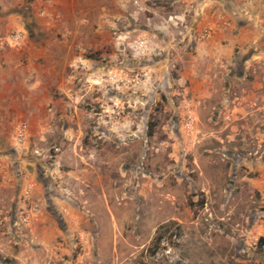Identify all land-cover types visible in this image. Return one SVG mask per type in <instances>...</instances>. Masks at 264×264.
Instances as JSON below:
<instances>
[{
    "label": "rangeland",
    "instance_id": "rangeland-1",
    "mask_svg": "<svg viewBox=\"0 0 264 264\" xmlns=\"http://www.w3.org/2000/svg\"><path fill=\"white\" fill-rule=\"evenodd\" d=\"M50 1L0 0V53L64 42L29 47L45 64L0 135V264H264L259 120L199 101L210 63L183 4Z\"/></svg>",
    "mask_w": 264,
    "mask_h": 264
},
{
    "label": "crops",
    "instance_id": "crops-1",
    "mask_svg": "<svg viewBox=\"0 0 264 264\" xmlns=\"http://www.w3.org/2000/svg\"><path fill=\"white\" fill-rule=\"evenodd\" d=\"M38 1L33 0L31 6ZM52 3L53 0L48 6ZM178 3L183 4L185 11L174 16L183 20L188 17L192 25L187 34L196 40L199 60L210 63L211 71L208 75L204 73L200 83L201 87H207L208 79L210 93L203 91L199 101L202 96H212V101L218 103L214 108L217 118L259 120L258 145L262 142L264 145V0H178ZM8 15L0 14V20H6V30L12 21L4 18ZM51 16L46 14L42 19L51 20ZM204 31L207 36H202ZM49 33L44 32L37 38L38 43L21 34L19 41L12 38L18 47L3 48L0 53V135L8 133L12 120L25 109L28 98L23 90L24 74L33 80L31 86L36 85L37 72L45 64L35 62L37 55L31 52L34 46L41 53L47 52L50 46L52 50L64 46V42L53 43V35ZM58 59L53 53L54 87L61 86L57 75L64 71L63 62L57 72ZM257 171L259 189L264 192V148ZM259 234L264 235V229Z\"/></svg>",
    "mask_w": 264,
    "mask_h": 264
},
{
    "label": "trees",
    "instance_id": "trees-1",
    "mask_svg": "<svg viewBox=\"0 0 264 264\" xmlns=\"http://www.w3.org/2000/svg\"><path fill=\"white\" fill-rule=\"evenodd\" d=\"M166 227H167V225L166 224H161L158 228H157V230H156V234H155V236H154V242H159L160 241V239H161V237H162V232H163V230L164 229H166ZM258 243H264V238L263 237H259L258 238Z\"/></svg>",
    "mask_w": 264,
    "mask_h": 264
},
{
    "label": "built area",
    "instance_id": "built-area-1",
    "mask_svg": "<svg viewBox=\"0 0 264 264\" xmlns=\"http://www.w3.org/2000/svg\"><path fill=\"white\" fill-rule=\"evenodd\" d=\"M202 36H207V32L206 31L202 32ZM25 128H26V124L22 122L20 124V131H25Z\"/></svg>",
    "mask_w": 264,
    "mask_h": 264
}]
</instances>
